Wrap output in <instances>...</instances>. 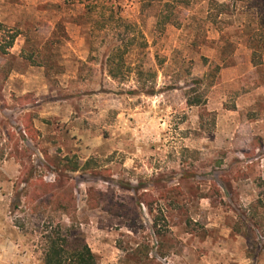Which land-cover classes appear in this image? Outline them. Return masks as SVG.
Masks as SVG:
<instances>
[{
	"label": "rangeland",
	"instance_id": "obj_1",
	"mask_svg": "<svg viewBox=\"0 0 264 264\" xmlns=\"http://www.w3.org/2000/svg\"><path fill=\"white\" fill-rule=\"evenodd\" d=\"M0 24L19 32L0 54V264H41L58 226L100 264H136L139 245L148 264H264L247 212L264 182V0H0ZM133 35L146 46L112 79ZM207 64L216 83L198 88Z\"/></svg>",
	"mask_w": 264,
	"mask_h": 264
},
{
	"label": "trees",
	"instance_id": "obj_2",
	"mask_svg": "<svg viewBox=\"0 0 264 264\" xmlns=\"http://www.w3.org/2000/svg\"><path fill=\"white\" fill-rule=\"evenodd\" d=\"M217 5V4H216ZM163 6H168V3H164ZM221 6V5H218ZM109 13L113 14V9L110 6ZM126 27H131L126 25ZM103 29V26H100ZM19 32L17 30L9 29L6 26L0 24V54L7 55L8 50L13 47L15 39L18 37ZM138 35H133L130 40L127 41V44L122 48V46H113L107 57L108 73L112 79H120L123 75V56L128 53L130 48L136 47H145V42H138ZM207 72L202 79L196 80L195 84L198 88L202 86L211 87L215 82V74L213 75L210 71L215 70L218 72L220 67L212 64H207ZM195 92V91H193ZM189 95V94H187ZM205 98L203 93L196 94L193 98L187 96L186 103L189 107H198L203 105ZM25 133L27 137L31 140H36L37 131L32 127L30 123L25 124ZM43 155L46 159L48 156L45 152ZM79 166L73 164L72 162H66L62 167V171L68 172H78ZM249 173H252L253 166L247 168ZM253 174V173H252ZM38 183L44 184L43 180H38ZM255 189L258 191L259 199L256 204H253L247 208L248 216L252 220L251 226L254 229H257L264 235V204L260 199L264 195V182L260 178L253 179ZM48 185V184H45ZM49 186V185H48ZM263 187V188H262ZM90 196V192H88ZM63 201H66V204H63ZM54 205V210L62 211L66 215H73L75 212V201L72 194H66L65 192H58L53 196V201L51 202ZM145 206H149V202H143ZM259 210L261 212H259ZM263 210V212H262ZM113 215L125 216L126 214L115 213ZM143 249V250H142ZM133 254L137 257L136 264H148L149 253L145 247L140 245L134 249ZM140 255L144 256L145 261L140 262ZM41 264H100L97 257L91 251L89 246L83 242V240L75 237H70L69 235L62 232L61 226H58L56 230H50L46 232L43 236V253L41 258Z\"/></svg>",
	"mask_w": 264,
	"mask_h": 264
}]
</instances>
